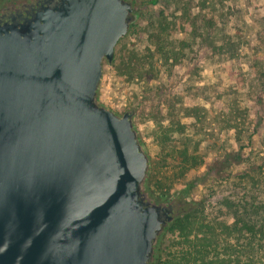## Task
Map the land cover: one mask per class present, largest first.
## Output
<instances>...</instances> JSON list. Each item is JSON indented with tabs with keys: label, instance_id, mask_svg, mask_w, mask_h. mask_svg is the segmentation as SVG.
<instances>
[{
	"label": "water",
	"instance_id": "obj_1",
	"mask_svg": "<svg viewBox=\"0 0 264 264\" xmlns=\"http://www.w3.org/2000/svg\"><path fill=\"white\" fill-rule=\"evenodd\" d=\"M0 6V264H154L193 210L148 189L134 123L99 98L104 63L139 20L128 0Z\"/></svg>",
	"mask_w": 264,
	"mask_h": 264
},
{
	"label": "trees",
	"instance_id": "obj_2",
	"mask_svg": "<svg viewBox=\"0 0 264 264\" xmlns=\"http://www.w3.org/2000/svg\"><path fill=\"white\" fill-rule=\"evenodd\" d=\"M191 30L217 57H238L239 46L232 38L224 36L222 43L217 44L198 33L194 23ZM173 32V24L166 17L161 18L158 26L149 31L144 50L133 49L128 57L121 50L114 60L113 67L124 73L130 71L124 75L121 90L134 85L139 88L136 109L150 101L153 79L161 74L171 75L177 69L178 52L184 48L176 50L171 40ZM185 50L191 52V46L186 45ZM178 87L182 93L175 92L166 100L167 124L160 125L152 136L154 158L148 186L156 195L167 197L175 183L194 189L208 182L195 208L179 216L166 230L154 264H264L262 117L251 118L246 108L238 107L236 97L214 85L179 83ZM262 101L258 99L256 108H264ZM200 102L219 104L217 125ZM221 131L234 134L235 146L221 144L220 157L207 165L199 146L209 139L222 143ZM180 138L185 141L178 147L175 142ZM258 138L259 148L255 146ZM160 171L168 174L163 185L157 183Z\"/></svg>",
	"mask_w": 264,
	"mask_h": 264
},
{
	"label": "rangeland",
	"instance_id": "obj_3",
	"mask_svg": "<svg viewBox=\"0 0 264 264\" xmlns=\"http://www.w3.org/2000/svg\"><path fill=\"white\" fill-rule=\"evenodd\" d=\"M128 1L138 8L139 20L128 35L118 43L114 60L121 50L125 57L130 56L133 49L144 50L148 46L149 31L158 26L159 20L164 17L173 24L174 32L171 40L176 50L184 48V51L178 52L177 69L171 75L161 74L153 79L150 84L151 99L138 109L135 105V95L138 96L140 93L138 86L134 85L123 90L120 88L124 84L122 82L124 75H129L130 71L125 70L124 73L113 67L114 61L111 65L104 63L103 66V78L99 89L100 101L117 114H123L131 109L136 111L134 123L140 132L142 142L147 146L151 165L154 158L152 136L160 129V125L167 124L164 121L166 100L175 92L182 93L178 87L179 83L198 87L214 85L220 91L236 97L239 101L238 107L246 108L251 118L257 119L261 116V125L264 128V108L258 109L255 106L259 98L263 99L264 104V0ZM191 23L196 25L198 33L203 37L208 36L217 44L222 43L224 36L232 38L239 46L238 57L219 58L212 54V51L203 44V40L198 35L194 36ZM203 26L209 28L202 30ZM186 45L191 46V52H186ZM199 104L209 110L210 118L217 125L215 116L220 109L219 104L210 105L205 102ZM219 137L222 143L216 144L215 140L209 139L199 146L207 165L220 157L221 144L225 147L235 146L233 133L222 132ZM182 141L185 139H178L175 145L180 147ZM255 142V146L259 148L261 140L258 138ZM166 177L168 174L160 171L157 177L158 185H163ZM207 182L194 189L182 183H175L171 186L167 198L174 197L180 190L187 191L189 201L195 208L194 204H197L205 192ZM149 191L154 196H160L150 189Z\"/></svg>",
	"mask_w": 264,
	"mask_h": 264
},
{
	"label": "flooded vegetation",
	"instance_id": "obj_4",
	"mask_svg": "<svg viewBox=\"0 0 264 264\" xmlns=\"http://www.w3.org/2000/svg\"><path fill=\"white\" fill-rule=\"evenodd\" d=\"M39 0H1L0 6L2 5L4 8V13L9 15H14L18 11L26 14L25 10H27V6L31 3L36 4ZM185 195H188L187 193H180L177 196V199L180 201H186Z\"/></svg>",
	"mask_w": 264,
	"mask_h": 264
}]
</instances>
